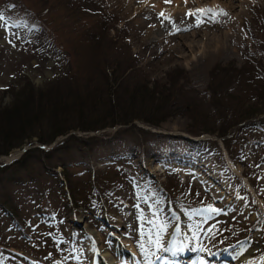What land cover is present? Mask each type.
Returning a JSON list of instances; mask_svg holds the SVG:
<instances>
[{
	"label": "rangeland",
	"instance_id": "374dc122",
	"mask_svg": "<svg viewBox=\"0 0 264 264\" xmlns=\"http://www.w3.org/2000/svg\"><path fill=\"white\" fill-rule=\"evenodd\" d=\"M65 1L58 11L67 15L59 17L50 10L52 0H0V121L33 94H43L44 103L73 99L82 83L99 74L96 61L103 66L113 60L105 64L110 72L121 68L115 60L123 62L119 72L128 75L124 85L131 93L121 92L118 100L129 112L149 106L140 100V82L169 86L181 77L179 85L191 97L170 104L172 114L158 129L135 119L97 130L67 128L46 143L51 128L37 121L32 130L23 131L20 147L7 154H2L8 145L2 140L3 119L0 264H59L47 249L63 256L62 246L69 248L64 264H93L100 245L113 264H179L176 258L187 261L183 264H264V193L258 188L264 164V38L257 41L250 33L255 18L264 21V0L244 9L236 1L241 9L236 28L228 24L225 12L212 9L184 17L148 7L145 0H101L106 16L114 18L105 47H93L92 32H87L95 15L79 7L76 12L83 20ZM209 1L202 2L204 10L211 8ZM84 2L92 10L93 0ZM194 9L197 5L182 11ZM261 26L264 22H258L257 31ZM77 29L89 35L80 40ZM230 65L237 70L248 66L255 77L248 83L242 74L240 85H227L232 96L225 95L216 109L209 103L210 72ZM94 106L108 108L99 102ZM193 106L199 118L188 111ZM252 110L259 113L228 127V135L220 137L218 128ZM196 118L205 119L216 133L191 134ZM174 148L176 155L192 156L189 161L206 159L208 174L192 173V162H167L166 154H175ZM244 243L251 248L248 253L242 250Z\"/></svg>",
	"mask_w": 264,
	"mask_h": 264
},
{
	"label": "trees",
	"instance_id": "16d2710c",
	"mask_svg": "<svg viewBox=\"0 0 264 264\" xmlns=\"http://www.w3.org/2000/svg\"><path fill=\"white\" fill-rule=\"evenodd\" d=\"M52 1L55 2L54 6L50 9L53 13H56L58 16L67 15L64 11H58L61 5H63L64 0ZM84 1L87 0H75L74 4L71 0H66L65 3L68 2L70 6L73 7L72 10L74 11V13L70 11L71 13L77 15L83 20H86L85 17H82L79 13L76 12L79 7H81L82 13L86 15H95L96 21L95 23L94 21H92L91 25H87V32H92V40L97 43L96 45H94L92 41L93 47L97 45L99 46L101 44L103 45L102 47H105L106 41L109 40L107 30L109 29V27H111V24L114 23V18L109 17V19L106 16L104 8L105 2H102L101 0V2L99 0H93V7L91 10V8L85 5ZM82 2L83 4H81ZM83 8L86 11L82 10ZM66 9L68 8L66 7ZM99 16H103L102 19L98 20ZM53 19H55V17H53ZM258 22L260 23L264 21L261 18H255L254 24H256L253 27L254 29H250V33L255 40L260 41L264 38V26H261L262 29L257 31L256 28ZM74 30L75 28L72 29V31ZM78 33L79 34L75 32V36L79 37L80 40H83L85 38L84 36L89 35L88 33H86L85 35H82L84 33L80 34V30H78ZM74 40L76 41L75 38ZM102 52V48H100V56H102ZM110 61L105 60L103 66L99 64L96 65V61L95 67L96 69L97 67H99L98 69L100 71L97 69L99 74L97 76L95 74V77H92L91 79L87 80V82L82 83L83 85L75 94H73L74 97L72 96L73 99L71 100H68L70 98L69 96L66 98L67 100L58 98V100L51 99L48 102L44 103L42 98L43 94L39 93L36 97V94H33L31 92L33 94L32 96L26 97L28 99L24 98L19 102L18 106L14 105L12 111H6L7 113L1 117L0 122H3L2 120L4 119L5 130L3 131L4 138H2V140L7 141L8 145L2 151V154H7L13 148L20 147L24 139V137L23 139H21L23 133L26 129L32 130L37 121L49 124L51 133H49L48 138L46 139V143H51L57 136L65 133L68 130L67 128L75 129V127H80L84 131L97 130L103 129L105 127L129 124L135 119H138L142 121V123L150 126L160 127L161 122H163L168 116H171L172 114L169 109L170 104H174L178 101L183 102V100H190L191 95L187 91H184L183 87L179 85V79H181V77H178L176 80H172L169 86L164 84L162 86L155 85L154 87H148L140 82L139 85L138 83H136L134 84V86L136 87L138 85L137 88H139L141 92V95H139L141 96L140 100L142 102L145 101V103H147L149 106L146 107V110H139L136 111V113L129 112L126 108L121 106V101L118 100L121 92L127 93L128 96L131 93V90H127V86L124 85L126 84L124 79L126 80L128 78V75H124L125 70L119 72V70L122 68L123 62L121 63V61L118 60H115V63L118 62V66L122 64L121 68H119L118 71H108V67H105V64H108V62ZM101 67L104 71H101ZM129 67L130 65H126L125 69H128ZM68 74L71 75V72ZM242 74L244 75V79L248 81V83L255 77V75H251V68H249L248 66L241 67L238 70L233 68V65H230V67L217 66V68H213L210 72L209 90L211 93V98L209 100V103L211 102L210 104L216 109L220 108V106L223 104V98H225V95L232 96V94H228L225 91L226 86L232 82H236L239 84V77ZM113 83H115V85H113ZM143 85H145L144 88L141 87ZM135 96V92L130 96V98H132V102L135 99ZM96 97V100H92V98ZM89 99H91L92 101H89ZM96 102L102 103L103 105L108 106V108L103 110L97 109L94 106ZM194 103L198 105L200 104L197 103L196 100L194 101ZM73 106H76V108ZM192 109H194V106L188 110L190 114L199 118L200 116H198ZM255 111L256 110H252V112L246 113L245 117L231 119V126L223 125L221 129L218 128L217 131L220 134V137H226V135H228V127H232V125H234L235 123H240L245 119L255 117L259 113ZM222 112L225 113V107L222 109ZM224 113L222 114V117L224 116ZM14 119L16 120L14 121ZM14 123L17 126L16 129L11 126ZM193 125L195 126H192L189 131L193 135H197L203 132H207L210 134L216 133V130L213 129V126L209 124L205 119H197V122L194 120ZM198 125H202V127L200 128ZM11 137L13 139L17 137L16 141H8ZM26 137L29 138L28 135H26ZM224 141L227 146L230 145L229 140L224 139ZM16 165L18 167H24V163L22 161H17Z\"/></svg>",
	"mask_w": 264,
	"mask_h": 264
},
{
	"label": "bare ground",
	"instance_id": "6f19581e",
	"mask_svg": "<svg viewBox=\"0 0 264 264\" xmlns=\"http://www.w3.org/2000/svg\"><path fill=\"white\" fill-rule=\"evenodd\" d=\"M205 2L206 0H168V2H166V0H145V3H146V6L148 7H153V8H158L160 10H174V11H177V12H182L183 14H181L182 16L186 17V16H189V15H197L199 13H197L198 9H204V7L202 6V2ZM239 2L238 5H241V8L244 7V6H248V5H251L252 2L254 0H210L209 2H206L208 5L207 7L211 6L210 9L214 10V11H220V12H225L224 13V17L228 18L229 20V25L230 26H233V27H237L236 26V21L237 19L239 18V16L241 17V9L239 6L236 7V4L235 2ZM220 3V5H219ZM170 5V6H169ZM180 5H183V6H180ZM195 6L197 5V8L198 9H194L193 11L191 12H187V11H182L183 8H188V6ZM238 8L236 9V13L232 11L233 8ZM209 9V8H208ZM208 9H205V10H208ZM244 9V8H242ZM196 12V13H195ZM191 13V14H189ZM201 14H208L209 11H203L201 12ZM178 16L180 17V13H178ZM203 65V64H201ZM168 150V148H166V151ZM178 151L176 150V148H174V153L175 154H172L169 156V154H166V157H165V160H167V162H170V161H174V162H177L178 164L180 165H183L184 163H187L189 164L190 162L194 163L189 166L193 167V168H196V170H191L192 173H196V174H203L204 176H206V159H202V158H198L196 160H191V157L190 156H186L185 154L183 156L181 155H176ZM194 157V156H193ZM156 160L158 158H155ZM148 161V160H147ZM146 161V162H147ZM151 161V160H149ZM146 165V164H145ZM155 165V164H154ZM147 166V165H146ZM188 166V167H189ZM150 167V166H149ZM151 168V167H150ZM158 168V167H157ZM152 169V168H151ZM150 169V170H151ZM185 169V168H184ZM158 171V170H157ZM181 173L183 174H187L188 172H184L182 171ZM208 174V173H207ZM211 175V174H210ZM258 175H259V182H258V188H260V191L261 193L263 192L264 193V164L261 165L260 169H259V172H258ZM213 180L216 181V177L211 175ZM209 176V177H211ZM219 182V181H218ZM212 184V183H211ZM210 185V183H209ZM211 187V186H210ZM213 187V186H212ZM217 187V186H216ZM215 187V189H216ZM224 188V187H223ZM217 190V189H216ZM224 191V190H223ZM225 192V191H224ZM219 194H221L219 192ZM220 197V196H219ZM221 198V197H220ZM116 217V216H115ZM119 220V219H118ZM116 220V221H118ZM129 221V220H128ZM123 223V222H122ZM130 223V222H129ZM127 224V223H126ZM120 225V224H119ZM128 229V228H127ZM125 232V230H123ZM87 246V245H86ZM89 248V247H88ZM104 248V247H103ZM130 249V248H128ZM131 250V249H130ZM242 250L244 253H248V251L251 250V248H249V244H246L244 243L242 245ZM89 251L91 252V249L89 248ZM93 251V249H92ZM132 251V250H131ZM96 252L98 253V256L101 255V258H102V262L103 264H113L111 263L110 261V254L108 253L107 250H100L98 247L96 248ZM95 252V253H96ZM183 253V252H182ZM90 254H93V253H90ZM135 257V256H134ZM125 259V257H124ZM114 260V259H112ZM98 259L94 260V263H98ZM34 262V261H33ZM126 262V261H125ZM250 262V261H249ZM125 264V263H124ZM129 264H132L130 261H129ZM176 264V263H175Z\"/></svg>",
	"mask_w": 264,
	"mask_h": 264
},
{
	"label": "snow or ice",
	"instance_id": "6c2138e0",
	"mask_svg": "<svg viewBox=\"0 0 264 264\" xmlns=\"http://www.w3.org/2000/svg\"><path fill=\"white\" fill-rule=\"evenodd\" d=\"M166 2H168V0H166ZM197 11L203 12V11H212V10L211 9H208V10L198 9ZM189 14H191V13H189ZM161 15H163V13H161ZM3 19H4L3 13H0V20H3Z\"/></svg>",
	"mask_w": 264,
	"mask_h": 264
}]
</instances>
